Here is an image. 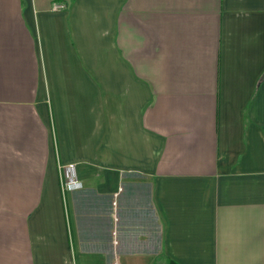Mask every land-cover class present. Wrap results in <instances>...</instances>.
Returning <instances> with one entry per match:
<instances>
[{
	"label": "crops",
	"instance_id": "1",
	"mask_svg": "<svg viewBox=\"0 0 264 264\" xmlns=\"http://www.w3.org/2000/svg\"><path fill=\"white\" fill-rule=\"evenodd\" d=\"M172 262L264 264V0H0V264Z\"/></svg>",
	"mask_w": 264,
	"mask_h": 264
},
{
	"label": "built area",
	"instance_id": "2",
	"mask_svg": "<svg viewBox=\"0 0 264 264\" xmlns=\"http://www.w3.org/2000/svg\"><path fill=\"white\" fill-rule=\"evenodd\" d=\"M54 9H64V5L58 4ZM61 183L63 190L66 192H73L82 189L83 184L78 179L76 166L74 164L61 167Z\"/></svg>",
	"mask_w": 264,
	"mask_h": 264
},
{
	"label": "trees",
	"instance_id": "3",
	"mask_svg": "<svg viewBox=\"0 0 264 264\" xmlns=\"http://www.w3.org/2000/svg\"><path fill=\"white\" fill-rule=\"evenodd\" d=\"M173 263V262H172ZM173 264H175V263H173Z\"/></svg>",
	"mask_w": 264,
	"mask_h": 264
}]
</instances>
